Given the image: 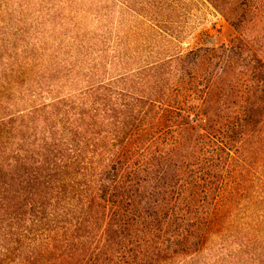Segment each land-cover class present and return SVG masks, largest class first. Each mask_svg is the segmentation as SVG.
I'll list each match as a JSON object with an SVG mask.
<instances>
[{
    "label": "trees",
    "instance_id": "obj_1",
    "mask_svg": "<svg viewBox=\"0 0 264 264\" xmlns=\"http://www.w3.org/2000/svg\"><path fill=\"white\" fill-rule=\"evenodd\" d=\"M187 1L0 0V264H264V0Z\"/></svg>",
    "mask_w": 264,
    "mask_h": 264
},
{
    "label": "rangeland",
    "instance_id": "obj_2",
    "mask_svg": "<svg viewBox=\"0 0 264 264\" xmlns=\"http://www.w3.org/2000/svg\"><path fill=\"white\" fill-rule=\"evenodd\" d=\"M81 4V0H79ZM187 9L183 20L180 23L179 35L181 40V47L184 49L195 48L200 46L217 47L223 44H228L236 38V34L229 24L217 14L208 4L202 0H188ZM81 10V7H79ZM120 4H116L113 9V21L118 23L121 17ZM80 27L74 29L72 26L67 27V31L73 32H56V36L51 35L53 44H60L62 52L59 55V60L69 62L73 66V62H78L77 71L73 76L65 77L63 81L67 88L64 94H69L81 90V18L79 20ZM177 28V27H176ZM75 35L79 36V42L72 43ZM79 50L77 54L72 57V51ZM73 58V60H72ZM71 66V67H72ZM65 88V87H64Z\"/></svg>",
    "mask_w": 264,
    "mask_h": 264
}]
</instances>
